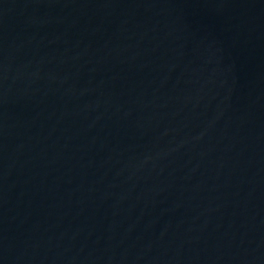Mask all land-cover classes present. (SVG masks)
Here are the masks:
<instances>
[{
  "label": "water",
  "instance_id": "95a60500",
  "mask_svg": "<svg viewBox=\"0 0 264 264\" xmlns=\"http://www.w3.org/2000/svg\"><path fill=\"white\" fill-rule=\"evenodd\" d=\"M0 264H264V0H0Z\"/></svg>",
  "mask_w": 264,
  "mask_h": 264
}]
</instances>
